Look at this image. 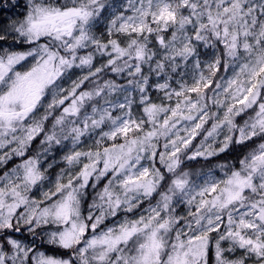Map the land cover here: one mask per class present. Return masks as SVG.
<instances>
[{"label": "rangeland", "instance_id": "obj_1", "mask_svg": "<svg viewBox=\"0 0 264 264\" xmlns=\"http://www.w3.org/2000/svg\"><path fill=\"white\" fill-rule=\"evenodd\" d=\"M23 4L0 24L24 43L0 47V264H264V144L237 170L158 190L198 131L189 158L218 152L230 114L259 98L264 0ZM213 43L226 67L214 83ZM260 99L240 139L264 131ZM90 184L99 198L83 213Z\"/></svg>", "mask_w": 264, "mask_h": 264}, {"label": "trees", "instance_id": "obj_2", "mask_svg": "<svg viewBox=\"0 0 264 264\" xmlns=\"http://www.w3.org/2000/svg\"><path fill=\"white\" fill-rule=\"evenodd\" d=\"M110 1L111 3H114V5H116L118 3H122L124 0ZM23 2L24 0H0V24L6 21V16L8 15L16 14L17 18H19V14H21V12H25V5L23 4ZM21 40L22 37H19L17 41L10 44L6 38H0V47L3 45L12 47L14 44H17L18 46L22 47L24 46V43H21ZM221 48L222 47L219 45V43H213L212 49L217 52L215 57L218 59L219 67L218 69L210 73L212 83L220 79L226 71V67H224L225 60L224 56L222 55ZM126 58V55H124L118 60L119 62H121ZM130 61H134V58H132ZM111 77H113L112 73L109 74L105 69L100 71L93 77L87 78L81 84V86H83L84 88H92L99 82H101L103 79ZM258 88L259 98L253 104L243 106L236 113L230 114L229 135L224 143V146L218 152L207 157L189 158L188 153L192 148H195L197 140L207 127L206 124L202 132L198 131L197 135L192 140H190L182 149L178 151L176 166L171 170L165 169L164 171H162L158 190H165V187L168 184L171 185L174 179L189 178L195 180L200 175L205 174L208 171L215 170L217 168L223 169L225 171L237 170L241 167L244 160L248 159L260 145L264 144V131L258 132L246 139L239 138L240 130L247 124H249L256 115L257 102L261 100L260 96L264 93V78L259 83ZM58 114L60 115V111H57L56 109H52L50 111L43 123L45 130L49 128L50 122L52 120H55ZM45 140L46 139L42 138V133L37 134L32 139L30 146H28V154H34L37 149L40 150L45 145ZM98 189H100L99 184L95 187H92L91 184L86 187L85 194L87 195L86 199L88 200H84L82 202L83 213L85 212V209H87V204H93L96 200H98ZM152 202V199H145L140 203L139 206L131 210H126L122 212H125L126 214H128V216H130V214H134L135 212H137L139 208L149 205ZM113 216H108L107 221L109 222L113 218ZM115 216L118 217V214H115ZM104 223L106 224V221H104ZM40 246H42L47 252L53 253L55 255L69 257L72 254V250L70 249L59 248L46 244H41Z\"/></svg>", "mask_w": 264, "mask_h": 264}, {"label": "bare ground", "instance_id": "obj_3", "mask_svg": "<svg viewBox=\"0 0 264 264\" xmlns=\"http://www.w3.org/2000/svg\"><path fill=\"white\" fill-rule=\"evenodd\" d=\"M120 215V214H119ZM120 217V216H119ZM121 217H125V214H122V216Z\"/></svg>", "mask_w": 264, "mask_h": 264}]
</instances>
